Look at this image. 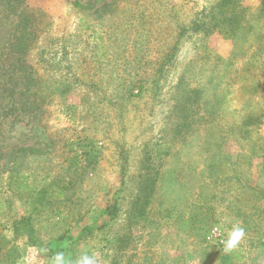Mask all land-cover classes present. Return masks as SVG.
<instances>
[{
  "label": "rangeland",
  "instance_id": "obj_1",
  "mask_svg": "<svg viewBox=\"0 0 264 264\" xmlns=\"http://www.w3.org/2000/svg\"><path fill=\"white\" fill-rule=\"evenodd\" d=\"M219 1L0 0V264H57L58 247L62 264L84 255L96 264H264V58L250 70L248 44L204 32ZM232 2L248 16L264 8ZM28 18L32 83L10 72V45ZM235 51L232 66L215 65ZM211 72L231 81L235 98L223 121L226 111L213 109L220 133L233 132L210 152L181 100L197 108L193 93ZM22 148L36 152L6 157ZM214 152L219 175L204 171ZM11 168L30 190L9 187ZM23 218L40 246L15 235ZM235 228L244 236L226 251Z\"/></svg>",
  "mask_w": 264,
  "mask_h": 264
},
{
  "label": "trees",
  "instance_id": "obj_2",
  "mask_svg": "<svg viewBox=\"0 0 264 264\" xmlns=\"http://www.w3.org/2000/svg\"><path fill=\"white\" fill-rule=\"evenodd\" d=\"M232 1L233 0H220L218 3H216L211 7L210 16L212 15V18L214 19L213 21L214 23L208 28L204 29V32H209L212 31V29H216L219 30L222 34H226V35L228 34L229 37H232V39L234 40L237 48L239 46H242L243 44L244 45L248 44V48L251 52L250 53L251 57H248L247 62L249 64V69L251 70V68L258 67V65L262 63V59L264 58V8L259 9L257 14H252V16H248L246 14L248 13L247 9L245 8H241V10L238 9L237 8L238 5L236 3L233 4ZM217 9H219L218 13L217 14L213 13V10H217ZM23 23H24L23 29L25 31L21 34L20 37H16V40L14 39L15 41H12L10 45L13 58H15V60L11 63L12 67H10V72L12 73H14L15 71L25 72V74L29 76L30 82L32 83L34 81V78L31 76L32 72L31 71L29 72L30 67L26 63L25 57L27 56L28 49L31 45L30 36H29L30 31H28V27L32 25V23H34V20L28 18L23 20ZM194 28L195 30H198L201 28V25L195 24ZM181 31L185 33L187 29L183 28ZM178 42L179 41H177V43H175V45H173L169 49V51L174 52L176 46L178 45ZM238 54L239 53L235 51L234 55L228 60L217 58L215 65H225V67L232 66L235 63V60H237L239 56ZM171 57H172L171 54L165 55L164 56L165 62L168 61ZM253 79L254 77L251 79L252 82ZM181 82H183V78L181 79L179 86L181 85ZM251 86H253L252 83L249 87ZM182 87L181 89H183ZM229 87L230 89L232 88L231 81L230 82L226 81L225 77H219L217 75H213V73L211 72V74L208 75L207 84H204L202 80L201 85L198 88H196V90L193 93L195 99L191 101L190 104L193 107L197 106V108L195 107V109H188L186 105L187 103L183 102V98L181 100L182 112L184 114V117H187L188 120L192 118V114L188 115L190 111L192 113L194 111H196V113L198 112L197 114L193 113V115H195L196 117H193L194 120L192 122L195 123H191V124H193L194 126L196 124H199L198 127L204 129V134L199 135L196 138V140L198 143L201 142L202 144H204L203 149L210 152H211V147L213 146L220 147L224 145L226 141L229 139L230 136L229 133L233 132V126H228L227 128H224L223 129L224 131L221 133L217 127L220 117H222L223 115L226 116V114H230L228 108L225 107V104L230 105L228 99H231V97L228 96L227 93L229 91L228 90ZM252 92H254V89ZM252 92L250 91L251 94H253ZM30 97H35V95L31 93ZM234 98L235 97H233V99L231 100H234ZM202 108H204L206 114L199 115V110ZM213 109L219 112L220 111H226V112H221L222 115L220 113V117H219L217 111H215L216 113H214ZM8 111L9 113L12 112L13 107H11ZM234 112L236 114H239L238 111H234ZM225 116H223L221 121L225 119ZM253 116L254 115L251 116L249 115L247 120L251 123H246L249 124L246 126H252L256 123V121L253 120L254 118ZM13 121H14V117H13ZM209 137H211V139H209ZM183 141L184 140L182 138V142ZM19 152H28V156H29L30 154H34L36 150H32L30 148H22L18 152L15 150H11L9 153H6V157L9 158L10 161L15 162L16 159L18 158ZM216 154L217 152H214L212 154L213 155L212 158L208 157L207 159H205L204 162H207L208 160L210 162V166L207 165L206 163V167L208 169H205L204 170L205 172L207 171L211 173L217 172L216 171L218 165L217 160L219 159V157ZM3 156L4 153H1L0 159H2ZM216 157H218V159ZM224 161H228V158L224 157ZM9 172L10 174L8 176V184L12 190L14 191L18 190L20 192L25 190H30V185H27L26 182L24 181H20L21 177L16 168H11ZM14 183L16 184V186L14 185ZM156 183H157V178L154 179L152 185L155 186ZM147 197H150V195H148ZM107 211L110 216L115 217V215L117 214V206L114 205L112 207H108ZM14 230H15L14 231L15 235H19L22 233L27 234L29 246L37 247L41 245L39 239L36 236L35 229L30 224L29 218H23L19 222H16ZM61 239L63 238L58 237V240ZM58 252H60L59 247L57 248L56 253Z\"/></svg>",
  "mask_w": 264,
  "mask_h": 264
},
{
  "label": "clouds",
  "instance_id": "obj_3",
  "mask_svg": "<svg viewBox=\"0 0 264 264\" xmlns=\"http://www.w3.org/2000/svg\"><path fill=\"white\" fill-rule=\"evenodd\" d=\"M244 236V229L243 228H235L229 238L224 242L225 243V250L230 251L237 246L240 239ZM63 253H56L54 256V260L57 264H62L63 262ZM78 264H96V260L92 256L84 255Z\"/></svg>",
  "mask_w": 264,
  "mask_h": 264
},
{
  "label": "built area",
  "instance_id": "obj_4",
  "mask_svg": "<svg viewBox=\"0 0 264 264\" xmlns=\"http://www.w3.org/2000/svg\"><path fill=\"white\" fill-rule=\"evenodd\" d=\"M216 231H213V234L215 233Z\"/></svg>",
  "mask_w": 264,
  "mask_h": 264
}]
</instances>
